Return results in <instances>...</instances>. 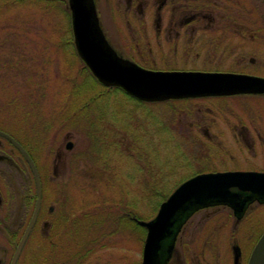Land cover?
Segmentation results:
<instances>
[{
	"label": "rangeland",
	"instance_id": "374dc122",
	"mask_svg": "<svg viewBox=\"0 0 264 264\" xmlns=\"http://www.w3.org/2000/svg\"><path fill=\"white\" fill-rule=\"evenodd\" d=\"M138 2L155 7L154 0H95L116 49L128 21L136 24L126 10ZM58 5L48 12L0 0V130L30 150L29 144L39 147L31 152L43 192L18 264H142L147 233L127 216L153 219L182 182L215 171L203 127L232 118L218 100L140 103L103 87L76 51L68 0ZM238 99L240 112L264 105V97ZM253 119L264 120V110ZM0 162V248L14 225L15 254L36 208L37 184L26 158L1 137ZM221 210L189 220L170 264H233L235 245L248 259L264 234V206L240 224Z\"/></svg>",
	"mask_w": 264,
	"mask_h": 264
},
{
	"label": "flooded vegetation",
	"instance_id": "af4514ba",
	"mask_svg": "<svg viewBox=\"0 0 264 264\" xmlns=\"http://www.w3.org/2000/svg\"><path fill=\"white\" fill-rule=\"evenodd\" d=\"M153 4L154 8H143V2H138L137 9L126 10L136 24L128 21L127 30L121 37L123 47L114 43L117 50L110 43L121 57L155 71L232 73L264 78L261 71L264 68V0H154ZM228 37L234 40H227ZM231 60L236 61V65L228 68ZM247 60L252 65H247ZM148 65L153 67L148 68ZM250 66L258 69L250 71ZM247 96L264 97L230 95L178 100H218L223 103L220 106L222 112L226 111L232 118L210 120L203 127L205 156L209 162H216L215 171L209 173H264V120L253 119L263 116L264 105L240 112L237 100ZM231 101L235 103L231 105ZM209 108L212 112L213 108ZM231 191L239 194L237 200L199 209L189 220L203 210L223 209L221 211L228 210L229 216H233L238 224L246 219L252 208L264 206V200L252 193L237 188ZM127 219L131 222L136 218L129 214ZM49 227V223L44 224L45 229ZM18 238L19 233H14L13 225L0 248V264L14 263L20 246L19 243L14 254V241ZM170 242L171 239L166 240L165 246ZM176 244L170 254L168 248L163 249L161 264H170ZM237 247H232L233 264H249L254 248L246 259L243 250L236 252Z\"/></svg>",
	"mask_w": 264,
	"mask_h": 264
},
{
	"label": "water",
	"instance_id": "95a60500",
	"mask_svg": "<svg viewBox=\"0 0 264 264\" xmlns=\"http://www.w3.org/2000/svg\"><path fill=\"white\" fill-rule=\"evenodd\" d=\"M68 6L76 51L95 80L105 88L121 89L131 98L143 103L264 94V78L261 77L232 73L162 72L145 69L121 57L108 42L101 27L95 0H68ZM0 136L13 144L26 158L37 184L36 208L15 254L13 264H16L37 222L43 192L38 170L27 151L10 135L0 131ZM73 147L72 142L66 146L67 150H72ZM233 188L252 193L264 200V174L256 172L199 174L182 183L161 204L154 219L138 220V225L147 230L143 264L162 263L163 249L168 248L170 254L175 247L177 235L193 213L209 205H220L237 200L239 194L232 193ZM168 239H171V242L165 246L164 243ZM236 252L240 253V248L237 247ZM249 264H264V235L255 246Z\"/></svg>",
	"mask_w": 264,
	"mask_h": 264
},
{
	"label": "trees",
	"instance_id": "16d2710c",
	"mask_svg": "<svg viewBox=\"0 0 264 264\" xmlns=\"http://www.w3.org/2000/svg\"><path fill=\"white\" fill-rule=\"evenodd\" d=\"M12 1L14 2V9H17L20 7H25V6H31V7H35V8L45 6L44 9L48 10V12H50L53 9H55L56 7H58L59 6L58 4L60 3V0H12ZM112 90H118V89H112ZM98 97H100V95H98L97 97H93L92 99H95ZM16 140H18V139H16ZM18 142H19V140H18ZM37 143H39V141H37ZM20 144L28 151V153L30 154V157L32 158V160L35 163V159H34V156H32L33 154L31 152V150L33 148L34 150L37 151L39 149V147H37V145H34V144H29V146L31 148V150H30L26 143L21 142ZM166 198H167V196L164 197L163 199L166 200ZM32 200L34 202H36L35 200H37V199L35 197V198H32Z\"/></svg>",
	"mask_w": 264,
	"mask_h": 264
}]
</instances>
